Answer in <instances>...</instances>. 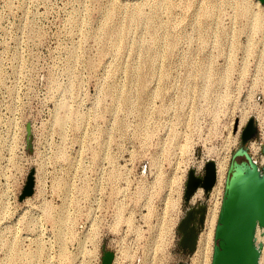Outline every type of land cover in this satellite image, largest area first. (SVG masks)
Masks as SVG:
<instances>
[{"label": "rangeland", "instance_id": "rangeland-1", "mask_svg": "<svg viewBox=\"0 0 264 264\" xmlns=\"http://www.w3.org/2000/svg\"><path fill=\"white\" fill-rule=\"evenodd\" d=\"M231 1L0 0V264L102 251L109 264H209L233 126L248 116L264 132L262 33ZM205 159L226 163L220 192L197 186L184 203ZM198 202L197 243L181 250L175 225Z\"/></svg>", "mask_w": 264, "mask_h": 264}, {"label": "water", "instance_id": "water-1", "mask_svg": "<svg viewBox=\"0 0 264 264\" xmlns=\"http://www.w3.org/2000/svg\"><path fill=\"white\" fill-rule=\"evenodd\" d=\"M252 117L246 121L240 135V144L244 145L255 133ZM264 147V142L262 144ZM236 156L248 157L247 153L235 148L227 167L223 191L212 232L214 243L209 264H257L258 249L253 243L256 226L262 227L264 242V168L258 170L253 162L235 159ZM182 191L184 203L197 186L204 190L210 188L214 180V162L207 159L203 164L202 175H194L189 168L185 175ZM31 171L26 174L20 196L31 192ZM204 204L198 202L188 205L175 227L178 232L177 244L188 251L195 246L196 232L201 225ZM111 253L102 251L99 264H109ZM176 264H186L176 263Z\"/></svg>", "mask_w": 264, "mask_h": 264}, {"label": "bare ground", "instance_id": "bare-ground-1", "mask_svg": "<svg viewBox=\"0 0 264 264\" xmlns=\"http://www.w3.org/2000/svg\"><path fill=\"white\" fill-rule=\"evenodd\" d=\"M231 2L233 4L232 3H230V4L234 7L235 12L238 15H240V16L242 15V16L247 18L248 22H247L246 29H247L248 35L249 36H250V34L253 35L259 31L262 33V35L260 33L262 48H261L260 54H259V70H262L263 76H264V8L261 10V12L256 11L255 9L253 10L252 7H250L251 3L249 2V0H235V1H231ZM248 17H250V18L248 19ZM248 44H250V43H248ZM249 52H250V50H249ZM242 117L240 119L239 125H241L245 120L244 119L245 117L244 118H242ZM225 167H226V163H224L223 161L217 162L214 166V180H213L209 189L215 190L216 195H217V193L219 194V192H220V187L222 185ZM215 200H216L215 204H214L215 207H214L212 213L208 217H206L207 230L205 231V233L202 237V243H203L202 245L203 246L206 245V247H204V248H206V250H207V248H209L210 251H211V242H212V232H213L214 222H215V218H216L215 216H216L217 207H218V203H219V201H217V199H215ZM197 240H198V236L196 235L195 244L197 243ZM253 243L258 249L257 264H260L261 258L264 257V252L262 251V249H264V242L262 241V230L259 227H256L254 230ZM205 258H206V260H205ZM207 259H208L207 257H204L203 258L204 262L202 264H208V262H206Z\"/></svg>", "mask_w": 264, "mask_h": 264}, {"label": "flooded vegetation", "instance_id": "flooded-vegetation-1", "mask_svg": "<svg viewBox=\"0 0 264 264\" xmlns=\"http://www.w3.org/2000/svg\"><path fill=\"white\" fill-rule=\"evenodd\" d=\"M258 1L264 3V0H258ZM263 142L261 143L260 147L257 150H254L252 147L247 146L248 145L247 142L244 145H241L239 142V145H238L240 149L244 150L247 153V156H248L247 158L244 156H241L242 159H244L247 162H249V161L253 162L254 165L257 167V169L260 171L263 170V168H264V159H263L264 158V147L262 146ZM202 173H203V170L200 173H198V175H202ZM195 224L197 227H199L196 222H195ZM256 227H259L262 230V227H260V226H256ZM179 249L186 250V249L181 248L180 246H179ZM176 263H183V262L178 261V262H175L173 264H176Z\"/></svg>", "mask_w": 264, "mask_h": 264}, {"label": "built area", "instance_id": "built-area-1", "mask_svg": "<svg viewBox=\"0 0 264 264\" xmlns=\"http://www.w3.org/2000/svg\"><path fill=\"white\" fill-rule=\"evenodd\" d=\"M247 120H248V116H247L245 122H243L241 125L237 126L238 122H236L234 124V126H233V131H234L233 134H234V137L232 139L233 140V143H236L237 142L238 136L241 135V131H242V129H243V127H244V125H245V123H246ZM238 121H239V119H238ZM256 123H257V121H256ZM258 125H259V122H258ZM255 128H256V130H255L254 135L251 138L248 139L247 143L254 150H257L260 147L261 143L264 141V132L262 131L261 126L257 127L255 125ZM230 135H231V132H230ZM230 142H231V140H230V137H229V144H230ZM205 160H207V159H205ZM203 164H204V162H203ZM98 261H99V258L96 256V259L94 261V264H99Z\"/></svg>", "mask_w": 264, "mask_h": 264}]
</instances>
